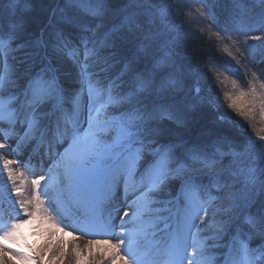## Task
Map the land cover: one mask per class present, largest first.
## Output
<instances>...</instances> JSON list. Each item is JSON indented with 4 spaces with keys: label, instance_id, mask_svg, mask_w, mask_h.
Here are the masks:
<instances>
[{
    "label": "snow or ice",
    "instance_id": "snow-or-ice-1",
    "mask_svg": "<svg viewBox=\"0 0 264 264\" xmlns=\"http://www.w3.org/2000/svg\"><path fill=\"white\" fill-rule=\"evenodd\" d=\"M40 2L48 21L31 39L23 37L36 0H8V7L0 8V70L8 61L0 75V155L18 149L27 160L39 148V165L47 155L41 147L45 142L49 153L53 144L63 143L56 154L63 171L58 180L44 174L32 179L34 194L18 202V218L0 238L16 243L25 224L54 223V217L62 221L57 201L63 196L78 213L81 207L91 208L82 230L106 233L88 239L89 250L94 244L104 246L92 264H142L137 233L128 225L145 216L166 228L169 220L176 222L164 249L168 264H264V128L257 129L259 143L251 136L242 138L223 126L227 120L219 119L224 113L214 108L211 94H197L201 73L193 72L179 51L180 26L171 4ZM194 2L200 5L197 12L216 21L209 0ZM169 17L173 21L164 23ZM227 35L246 53L256 70L253 79L256 72L264 78V14L258 23ZM101 95L106 99L98 108ZM250 95L264 101L255 83L251 91L223 99L229 119L241 117L255 128V113L244 116L232 104L234 98ZM102 109L107 112L99 119ZM18 162L23 166L25 161ZM10 164L12 159H5L4 167ZM8 177L14 184L10 170ZM44 180L56 186L47 204L41 192ZM13 191L21 190L10 189V195ZM209 230L212 248L224 250L219 260L196 241ZM8 251L0 244V264H8L3 258ZM56 255H65L62 246Z\"/></svg>",
    "mask_w": 264,
    "mask_h": 264
},
{
    "label": "rangeland",
    "instance_id": "rangeland-1",
    "mask_svg": "<svg viewBox=\"0 0 264 264\" xmlns=\"http://www.w3.org/2000/svg\"><path fill=\"white\" fill-rule=\"evenodd\" d=\"M194 1V0H193ZM235 2V1H234ZM213 5V4H212ZM172 9L174 10L175 16H174V23L176 25L180 24L179 31H184L187 38H190V35L193 33H197L196 35L198 36V39L196 40L195 38L191 37V40L193 39V42L196 44L194 46H191L189 48H186L185 50H191L193 47V50H195V54H199L203 50L205 52V55L207 58L206 61L203 60L201 62L198 61V56H195V61L193 60L192 62L189 59H185L186 62H190L191 65V70L195 72V67L196 65L199 66L200 73H201V80H202V85L200 83H197L196 85L200 86L201 90H203L206 94H211L213 97V100L215 101V105L225 108L226 109V104L227 101L223 99L225 94H230V95H237L239 91H251L253 83H255V86L257 88V94L259 95L260 93L264 92V88H261L260 85L264 84V78H261L259 72H256L255 80L253 79V69L252 65L248 60L245 58L246 53L241 49V51H238V48L240 47L239 44H233L232 41L235 39L234 36H227L226 33L221 32V36H219L215 30L212 28L208 20V16L206 13L203 15L200 14L199 12L196 11V9L199 7L195 4H189L188 2H185L184 0H173L171 3ZM248 6H252L251 8ZM259 8L262 6L257 12H253L252 9H256L255 7ZM5 9V8H4ZM238 9V10H237ZM233 12L232 14H235V11H240L243 10L245 16L248 15L244 19V21L238 22L237 19L232 20L230 17L226 18H220L219 25L222 26L223 23L226 24L227 32H234L236 29L242 28L246 29L247 25H253L259 22L261 19L262 14H264V7L263 5L259 2V0H236L235 4H233L232 8ZM235 10V11H234ZM241 12V11H240ZM253 12V13H252ZM250 14V15H249ZM171 21H173V17H169ZM169 18L166 20L164 23H169ZM230 21H233L230 23ZM199 31V32H197ZM219 37V45L218 47H221L224 51L225 54H223V57L226 58L227 60H221L217 55L221 56L219 53H215L214 49L216 48L217 45V39L214 36V33ZM181 33V32H180ZM195 35V36H196ZM180 34V38H181ZM240 39H243V37H240ZM184 48L180 47V53L182 55V50ZM1 55V54H0ZM215 55V56H212ZM209 56V57H208ZM201 57V56H200ZM248 62V63H247ZM207 64V68L204 70V65ZM227 68L228 71L224 72V69ZM206 71V72H205ZM208 76V77H207ZM215 77V78H214ZM236 79V80H235ZM197 93L199 92V88H196ZM217 93L219 95H217ZM106 99V98H105ZM104 99V100H105ZM104 100H100V97L97 100L96 106L99 108L101 104L104 103ZM232 104L235 105L237 109L240 110V112L244 116H249L255 113L256 118L254 120L255 128L252 126V124H248L246 121L243 120V118L238 117L241 121L243 120V124L245 125V131H246V137L251 136L253 140H255L257 143H259L258 136H257V129L259 128H264V101H257L254 96H248L246 98H234L232 101ZM107 110L102 109L100 116L98 117L99 119H103L106 115ZM82 117L84 116V113L82 112ZM5 159H10V158H5ZM12 165L7 170H1L0 171V181H2V177L8 178V172L9 170L13 174H17L21 172V167L19 165H16L14 160L12 159ZM63 169L59 167L58 173L62 175ZM60 175V176H61ZM28 182V185L31 183L28 179H26ZM10 181V180H9ZM2 183V182H1ZM8 188V194L10 195V189H20V186L18 187L17 185H6ZM21 190V189H20ZM44 190L43 188L41 189L42 191V198L45 199L46 195H50L51 191ZM30 194H34V188L30 189L28 192V196ZM52 194V193H51ZM20 193L16 194L14 191L10 195V198L12 199L14 204L17 206L18 202L20 200H23L20 198ZM19 198V201L17 200ZM45 201H47L45 199ZM22 213V212H21ZM23 215V213H22ZM146 219H148L145 216ZM54 219V218H53ZM149 223H152L151 219H148ZM55 221V220H54ZM50 223V222H49ZM52 224V223H51ZM55 222L53 223L54 226ZM69 225V222H67ZM22 228H25L26 231L28 230L35 231L33 224H25ZM60 228V227H59ZM2 229L6 230V227H0V233H2ZM131 229V228H129ZM73 232L72 234L69 232ZM132 230V229H131ZM60 231L64 235H68L74 239H77L79 237L85 236V234L80 233L81 228H76L75 230H71L68 228H64V230ZM148 233L151 234H157L154 235L155 237H163L162 233L159 232L158 229L156 228H149ZM27 233L20 231L17 233V244L16 243H11L14 245V247H17L19 250L16 252L18 255H24L30 258L28 261H23L20 260L19 258L16 257V261L19 262L18 264H44L42 263V253L37 252L36 249L33 247H28L27 249H23L21 247L22 242H27V240L34 245L35 238L31 234L30 237L26 235ZM212 236V231H205L199 233V237L201 239L207 237L208 235ZM51 236V239H54L56 237V234L52 232V234H49ZM27 238V239H24ZM0 244H2L4 247H6L8 250L10 248L5 244L3 241V238H0ZM84 242L83 239H81ZM146 242L147 241H152V238L145 237ZM159 240L153 241V244L158 242ZM191 243V241H190ZM213 243V241H212ZM153 244L147 246L146 248L148 249V252L145 254V256L141 257L140 260L143 262L145 259H150L149 257L154 254L157 250L152 248ZM200 244V243H199ZM202 246L205 254H212L215 256L216 260L218 258V253L219 251L217 249H213L212 245L209 246V241H204L200 244ZM26 247V246H24ZM191 251V249H189ZM94 254V253H93ZM92 253H88V257L91 256ZM138 255V254H137ZM19 260V261H18ZM165 264H168L166 262Z\"/></svg>",
    "mask_w": 264,
    "mask_h": 264
},
{
    "label": "bare ground",
    "instance_id": "bare-ground-1",
    "mask_svg": "<svg viewBox=\"0 0 264 264\" xmlns=\"http://www.w3.org/2000/svg\"><path fill=\"white\" fill-rule=\"evenodd\" d=\"M172 3L171 0H162V2L159 0L157 1L160 5H166L167 3ZM169 21L171 19L169 18ZM187 58L189 60H192V57L190 55H187ZM55 147V145L53 146ZM52 147V148H53ZM35 154H39V148L37 149V152L33 153L32 156ZM21 153L18 149L13 150L8 157L15 158L17 161L20 159ZM25 156V155H24ZM5 157L3 155H0V171L1 170H7L10 165L14 166L13 164L8 165L7 168L4 167V161ZM45 162L40 163L39 165L36 164L34 168L39 169V172L42 170V166H44ZM20 165V163H19ZM21 166V165H20ZM22 172V171H21ZM12 173V176L15 178V183L13 184L11 182V179L8 177L1 178L2 182L4 184L9 185H17L20 186V198L23 200H26L29 198L28 192L30 189H33L32 184L30 183L28 185V182L25 178V176L21 173ZM61 174H59L56 170H52L49 173V176L56 177L57 180L59 179ZM10 180V181H9ZM47 185V187H44ZM42 188L45 189H52L53 194L56 192V186L54 183H51L49 180L42 181ZM19 201V198L17 199ZM47 204V203H46ZM57 207L60 212V215L63 217H68V219H71L74 221V224H81L83 222V216L76 215L74 213L75 208L66 200L63 196H61L57 201ZM55 224L53 226V223L45 222L43 220H36L34 221L33 227L36 229L32 235L35 238L34 241V249L37 250V252L42 253V263L44 264H76V260L79 259L81 261V264H92L93 258L97 256V253H102L104 250V246H96L95 244L92 246V249L89 250L87 248V243L82 241L80 238L74 239L70 237L69 235H64L61 233L60 228L56 225L59 224V222L54 221ZM54 232L56 234V237L54 239H49L51 236L49 234H52ZM58 246H62L65 252V255L62 257H58L56 255V249ZM12 253H16L14 251L9 250L7 253L3 254V258L8 261V264H18L19 262L16 261V257L12 255ZM88 253H92L91 256L88 257ZM94 253V254H93ZM19 261V260H18ZM106 264L108 262L106 261Z\"/></svg>",
    "mask_w": 264,
    "mask_h": 264
},
{
    "label": "trees",
    "instance_id": "trees-1",
    "mask_svg": "<svg viewBox=\"0 0 264 264\" xmlns=\"http://www.w3.org/2000/svg\"><path fill=\"white\" fill-rule=\"evenodd\" d=\"M157 1H159V0H156V2ZM160 1L162 2V0H160ZM184 1L185 2H188L189 4H195V5H197V6L200 7V5H198L197 3H195L193 0H184ZM234 1L236 2V0H209V2L211 4H213V13H214V15L217 18L216 21H214L212 19V16L209 15L207 12H205V13L208 16V18L210 19V21L208 20V22L210 23V25L212 26V28L215 30V32L219 36H221V32L227 34L226 24L223 23L222 26L219 25L220 18H223L224 19L226 17H230L232 20L237 19L238 22H241V21H244V19L246 17H248V15L245 16L243 10H240L241 12L240 11H237L236 12L234 10L235 11V14H232V12H233V10H232L233 4H235ZM167 4H169V2ZM7 7H8V0H0V8H3V9L5 8L6 9ZM261 7L262 6H260L259 8H257V6H256L255 7L256 9H252V10H253V12H257V11L261 10L260 9ZM263 7H264V5H263ZM26 20H27V31H26L23 39H31L35 35H38L39 34L41 28L44 25H46L47 24V21H48V16L45 13V11L43 10V7L41 5L40 0H36V3L34 4V11L30 15H28L26 17ZM232 22L233 21H230V23H232ZM178 25L180 26V24H178ZM180 32H181L180 34L183 35L179 39V50H180V47L181 48L182 47L184 48L181 51L182 52V57L187 60L188 59L187 58V55H190L192 57V60H190V61L192 62L193 60L195 61V56H198L199 55L198 56V61L199 62H201L203 60L206 61L205 58H207V57L205 55V52H203V50L201 52H199V54H195L196 51L193 50V47L191 48L190 51L189 50H185L186 48H189L191 46L196 45L193 42V39L191 40V37H193V38H195L197 40L198 39V36L196 35L197 33H195V34L192 33L190 35V38L189 37L187 38V36H186V34H185L184 31L181 30ZM197 32H199V31H197ZM232 32H234V31H232ZM216 33H214V36L217 39V45H216V48L214 49V52L215 53H219L221 55V56L217 55L219 58L222 57V58H220L221 60H223V59L224 60H227L226 58L223 57V54H225L224 51H223V49L221 47H218V45H219V37L216 35ZM25 51L26 50H24V49L20 50V52L18 53V56L22 57L24 55V52ZM212 56H215V55H212ZM189 64H190V62H189ZM204 70H205V67H204ZM195 72H200L199 66H197V65L195 67ZM214 108H216V106H214ZM217 110L219 112L224 113V115L220 116L219 119L221 121L227 120V124L226 125H223V126L228 127L229 131H232L235 134H238L239 136H241L238 131H239V128L240 129H244L245 128L243 126H240V125H242V123L240 121H237V122L235 121L234 122L232 119H229L228 118L229 113L225 111V108L218 107ZM213 118H215V117H213ZM236 118L239 119L238 117H236ZM236 118H235V120H237ZM238 124H239V126H238ZM240 132H242V131H240Z\"/></svg>",
    "mask_w": 264,
    "mask_h": 264
}]
</instances>
